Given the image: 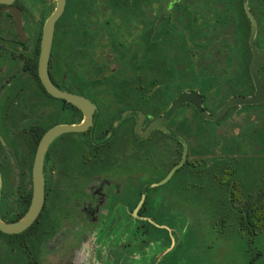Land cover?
Segmentation results:
<instances>
[{"label":"flooded vegetation","instance_id":"obj_1","mask_svg":"<svg viewBox=\"0 0 264 264\" xmlns=\"http://www.w3.org/2000/svg\"><path fill=\"white\" fill-rule=\"evenodd\" d=\"M55 11L62 96L39 71ZM258 59L264 0H0L1 221L31 206L44 134L71 127L44 151L35 219L0 230V264H264Z\"/></svg>","mask_w":264,"mask_h":264},{"label":"water","instance_id":"obj_2","mask_svg":"<svg viewBox=\"0 0 264 264\" xmlns=\"http://www.w3.org/2000/svg\"><path fill=\"white\" fill-rule=\"evenodd\" d=\"M60 4L57 5L56 10L58 11ZM56 18V11L49 16L46 20L43 28L42 40H41V54H40V63H39V71L40 76L48 88L49 92L56 96H62V94L54 88L47 77V60L50 52L51 46V38H52V29L53 24ZM264 60V59H263ZM263 60H257L258 63L264 64ZM254 73V72H253ZM71 101L77 104H81V100L78 97H69ZM255 101V97H247V98H231L226 101L221 108L219 109V113L223 112L225 108L235 103L242 102H253ZM71 128L64 126H56L48 130L44 136L42 137L39 146L36 151L34 164L32 168V177H33V198L32 203L26 214L16 222L6 223L0 220V230L5 233H18L24 230L27 226L31 224V222L35 219L36 215L39 213L40 208L42 206L43 200V189H42V159L44 151L48 145V143L60 132Z\"/></svg>","mask_w":264,"mask_h":264}]
</instances>
